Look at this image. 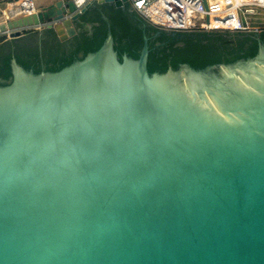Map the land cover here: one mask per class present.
<instances>
[{
    "label": "water",
    "instance_id": "1",
    "mask_svg": "<svg viewBox=\"0 0 264 264\" xmlns=\"http://www.w3.org/2000/svg\"><path fill=\"white\" fill-rule=\"evenodd\" d=\"M127 1L54 0L0 38L66 41ZM103 18L97 51L38 74L13 58L0 86V264H264V42L150 73L147 35L120 60Z\"/></svg>",
    "mask_w": 264,
    "mask_h": 264
},
{
    "label": "trees",
    "instance_id": "2",
    "mask_svg": "<svg viewBox=\"0 0 264 264\" xmlns=\"http://www.w3.org/2000/svg\"><path fill=\"white\" fill-rule=\"evenodd\" d=\"M114 37V48L120 60L127 53L137 59L143 47L144 34L149 38L150 73H165L179 69L188 63L195 69L209 65L228 64L253 58L259 51V39L264 42V28L260 33L231 32L229 30L169 32L148 23L128 6L126 9L114 5H94L75 21L77 35L61 41L56 32L46 29L33 32L19 41L0 40V86L12 79L11 60L15 58L22 67L35 73L58 71L88 53L97 51L106 40L108 23ZM42 37L52 45L46 50L30 48L26 40Z\"/></svg>",
    "mask_w": 264,
    "mask_h": 264
},
{
    "label": "built area",
    "instance_id": "3",
    "mask_svg": "<svg viewBox=\"0 0 264 264\" xmlns=\"http://www.w3.org/2000/svg\"><path fill=\"white\" fill-rule=\"evenodd\" d=\"M21 16L38 12L37 0H15ZM158 29L170 31L261 32L248 17L264 12V0H128ZM127 1V2H128ZM209 17L207 22L206 17Z\"/></svg>",
    "mask_w": 264,
    "mask_h": 264
},
{
    "label": "crops",
    "instance_id": "4",
    "mask_svg": "<svg viewBox=\"0 0 264 264\" xmlns=\"http://www.w3.org/2000/svg\"><path fill=\"white\" fill-rule=\"evenodd\" d=\"M37 1H38L37 8L39 11L46 5L52 3V1L54 0H37ZM15 4L18 6L19 9V5L15 0H0V23H4L6 21L16 19L21 16L20 9L17 14L10 13V9H12Z\"/></svg>",
    "mask_w": 264,
    "mask_h": 264
},
{
    "label": "flooded vegetation",
    "instance_id": "5",
    "mask_svg": "<svg viewBox=\"0 0 264 264\" xmlns=\"http://www.w3.org/2000/svg\"><path fill=\"white\" fill-rule=\"evenodd\" d=\"M45 39L46 38L43 39L42 37L35 36L33 38H29V40H26L25 44H27V46L30 48H37L42 52L52 45L50 40L46 41Z\"/></svg>",
    "mask_w": 264,
    "mask_h": 264
},
{
    "label": "rangeland",
    "instance_id": "6",
    "mask_svg": "<svg viewBox=\"0 0 264 264\" xmlns=\"http://www.w3.org/2000/svg\"><path fill=\"white\" fill-rule=\"evenodd\" d=\"M38 4V1H37ZM249 22L257 28H263L264 27V12L262 11V13H260L259 15H251L248 17ZM2 39V37L0 38V40Z\"/></svg>",
    "mask_w": 264,
    "mask_h": 264
},
{
    "label": "bare ground",
    "instance_id": "7",
    "mask_svg": "<svg viewBox=\"0 0 264 264\" xmlns=\"http://www.w3.org/2000/svg\"><path fill=\"white\" fill-rule=\"evenodd\" d=\"M18 11H19V9H18V6L15 4L14 6H13V8L12 9H10V13H18Z\"/></svg>",
    "mask_w": 264,
    "mask_h": 264
}]
</instances>
